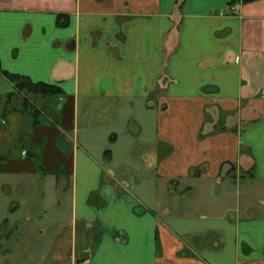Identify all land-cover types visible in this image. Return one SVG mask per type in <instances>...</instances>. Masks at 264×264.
<instances>
[{
    "label": "crops",
    "instance_id": "1",
    "mask_svg": "<svg viewBox=\"0 0 264 264\" xmlns=\"http://www.w3.org/2000/svg\"><path fill=\"white\" fill-rule=\"evenodd\" d=\"M0 67L63 90L3 167L57 264H264V0H0Z\"/></svg>",
    "mask_w": 264,
    "mask_h": 264
},
{
    "label": "rangeland",
    "instance_id": "2",
    "mask_svg": "<svg viewBox=\"0 0 264 264\" xmlns=\"http://www.w3.org/2000/svg\"><path fill=\"white\" fill-rule=\"evenodd\" d=\"M9 90L11 86L0 78V264H57L56 253L45 255V250L58 245L57 232L64 224L65 212L52 203L63 199L61 193L53 192L41 182L32 187L29 197L17 185V191L12 192L11 184L18 175L3 169L7 160L19 159L28 148V142L16 140V125L20 128L31 122L32 116L24 118L20 111L28 108L34 112L32 102H35L33 94H27L29 102L23 92L14 89L7 93ZM15 201L22 204L16 206ZM38 228L44 232L37 233Z\"/></svg>",
    "mask_w": 264,
    "mask_h": 264
},
{
    "label": "trees",
    "instance_id": "3",
    "mask_svg": "<svg viewBox=\"0 0 264 264\" xmlns=\"http://www.w3.org/2000/svg\"><path fill=\"white\" fill-rule=\"evenodd\" d=\"M58 23L60 24L64 23L60 20L59 16H58ZM0 75H3L7 80L12 82L14 89L23 92L25 96L27 94H39L43 97L45 96L49 98L54 96L58 97L63 94V90L61 89V87H59L56 84L46 83L43 81H33L28 76L10 73L1 69V67H0ZM35 112H37L36 108H35Z\"/></svg>",
    "mask_w": 264,
    "mask_h": 264
},
{
    "label": "built area",
    "instance_id": "4",
    "mask_svg": "<svg viewBox=\"0 0 264 264\" xmlns=\"http://www.w3.org/2000/svg\"><path fill=\"white\" fill-rule=\"evenodd\" d=\"M80 264H89V261H88V259H83V260L80 262Z\"/></svg>",
    "mask_w": 264,
    "mask_h": 264
}]
</instances>
